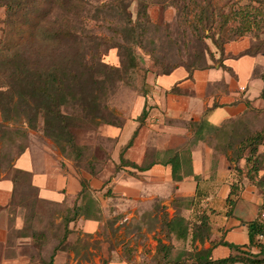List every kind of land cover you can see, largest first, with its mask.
<instances>
[{"label":"crops","instance_id":"0c3cea01","mask_svg":"<svg viewBox=\"0 0 264 264\" xmlns=\"http://www.w3.org/2000/svg\"><path fill=\"white\" fill-rule=\"evenodd\" d=\"M227 42L223 53L231 50ZM220 62L192 69L180 64L167 73L150 69L134 111L120 124L99 126L112 144L95 172L78 173L48 152L22 149L12 166L28 175L27 185L39 200L71 207L77 201L82 208L67 222V236L53 256L59 239L26 254L22 245L36 246L35 235L14 239L12 230L23 224L19 215L10 221L18 180L0 172V264H155L160 247L170 242L186 245L191 253L208 249L211 259L236 252L229 243L259 252L257 241L264 236L249 244L248 223L264 216V186L246 176L248 151L238 160L230 158L231 150L217 148L196 124L205 118L222 126L242 118L251 130L264 126V53L225 54ZM258 151L264 152V142ZM263 174L264 162L258 172ZM232 184L237 186L233 192ZM171 251L167 259L185 256Z\"/></svg>","mask_w":264,"mask_h":264},{"label":"rangeland","instance_id":"374dc122","mask_svg":"<svg viewBox=\"0 0 264 264\" xmlns=\"http://www.w3.org/2000/svg\"><path fill=\"white\" fill-rule=\"evenodd\" d=\"M16 1L21 3L17 13L12 14L18 19L17 28H24L23 22L34 16L62 35L76 31L75 41L70 40L74 36L67 35L74 45L69 60L81 74L78 87L64 91L60 104L64 113L62 125L56 117L44 118L42 114L34 126L28 125L21 117L17 94V101L9 105L11 116L2 118L0 124V172L12 174L18 180L11 200L10 221L19 215L23 224L22 228L12 230V236L16 239L28 233L35 235L37 247L22 245L21 251L26 254L41 251L44 242L61 238L64 218L72 207L36 197L35 190L27 185L28 175L12 166L22 149L31 146L48 152L62 167L72 166L78 173L95 172L98 162L109 154L106 146L112 144L111 139L99 133V126L120 124L134 111L145 93V78L150 69L159 71L177 63L211 66L221 63L225 54L238 57L244 52L264 53V6L261 10L251 9L250 13L243 11L245 3L258 5L255 0H148L145 11L140 7L142 0ZM6 15L5 7L0 5V40L7 35L2 30ZM240 33L243 34L237 35ZM136 37L141 42L136 43ZM226 39L225 47L231 50L222 54L214 40L218 43ZM243 42L248 47H241ZM250 92L254 94V88ZM248 123L237 118L221 128L208 124L200 127L209 142L217 148H226L229 143L237 145L250 133ZM170 244L172 256L188 257L191 253L185 249L186 245Z\"/></svg>","mask_w":264,"mask_h":264},{"label":"trees","instance_id":"16d2710c","mask_svg":"<svg viewBox=\"0 0 264 264\" xmlns=\"http://www.w3.org/2000/svg\"><path fill=\"white\" fill-rule=\"evenodd\" d=\"M253 1L254 0H252V2ZM255 1L256 3L258 2V5H250L249 2L245 3L247 5L243 7V11L245 13H250L253 9L261 10L264 6V0ZM0 5L5 7L7 13L2 20L6 25L2 30H4L3 32H6L7 35L0 40V110L3 120L11 116L9 105L19 100L18 104L21 108V117H23L28 125L34 126L39 114H42L44 118L56 117L59 125H62L64 113L60 110V104L64 101V91L70 87H78L81 79V74H78L76 69L70 65L71 63L69 60L70 49L74 47V45L70 43V40H76L74 36L76 31L70 30L67 35L74 37H71L72 39L70 38L69 40L67 35H62L48 23H40V19L36 20L34 16H29L26 21L23 22L25 23V27H19L21 28L19 29L16 27V23H19L18 19L13 17V15L19 10L18 6L21 5L20 1L0 0ZM147 5L148 0H142V2H140V7L144 11L147 9ZM59 7L61 10L62 6L60 3ZM128 21L130 22V20ZM23 23L20 24L23 25ZM23 32L26 34H22ZM131 32L133 34L135 32V25L133 24ZM242 34L243 33L237 35ZM140 35L141 33H138V36ZM134 40L136 43L141 42L140 37H136ZM226 41L227 39L217 43L214 40L222 54L223 45ZM39 47H41L42 52H40ZM180 64L186 66L188 69L207 66H195L193 63L191 65L177 63L155 72L167 73ZM261 76L264 80V73H262ZM16 94L18 96L17 100H15ZM260 95L264 97V85ZM201 124H208L214 128H221L223 126L212 125L205 118H202V120L196 124V131L201 130V132H203V128L200 127ZM63 126H66V124ZM263 142L264 126L256 130H251L247 136L238 141L237 145L229 143L226 147L231 150L230 158L235 160L242 157L247 149L248 153L245 156L246 176L249 180L262 187L264 186V174L259 176L258 172L264 162V152L258 151V146ZM173 172L175 174V165L173 166ZM235 188H237V186L232 184L231 192H233ZM81 208V205H78L77 201L73 203L71 214L64 218L63 234L59 239V243L53 248L51 256H53L55 250L59 248V244L67 236V222L69 220H76L80 214ZM201 224H206L204 216L202 217ZM248 233L250 238L249 244L254 241L256 235L261 234L264 236V216L258 219L256 218L248 223ZM257 243L260 247L257 253L252 252L250 249L244 250L241 248V245L229 243L230 247L237 251L223 258L211 259L208 253L209 250L204 249L196 253H191L188 257H181L176 260L166 258L172 245H162L160 248L163 250V253L156 258L155 264H227L235 261H244L249 264H254L257 262H264V240L261 242L257 241ZM261 254L262 256H260ZM191 258H193L194 261L186 263V261ZM49 263H51V260Z\"/></svg>","mask_w":264,"mask_h":264}]
</instances>
